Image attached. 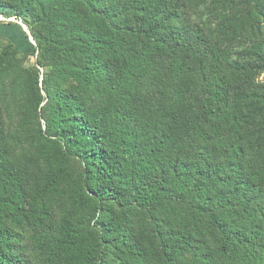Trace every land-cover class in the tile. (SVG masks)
<instances>
[{"label": "trees", "instance_id": "16d2710c", "mask_svg": "<svg viewBox=\"0 0 264 264\" xmlns=\"http://www.w3.org/2000/svg\"><path fill=\"white\" fill-rule=\"evenodd\" d=\"M0 18V264H264V0Z\"/></svg>", "mask_w": 264, "mask_h": 264}, {"label": "rangeland", "instance_id": "374dc122", "mask_svg": "<svg viewBox=\"0 0 264 264\" xmlns=\"http://www.w3.org/2000/svg\"><path fill=\"white\" fill-rule=\"evenodd\" d=\"M8 22L11 24H7ZM0 23V37H8L24 53L33 51L34 46L24 27L14 20L6 21L0 18Z\"/></svg>", "mask_w": 264, "mask_h": 264}]
</instances>
